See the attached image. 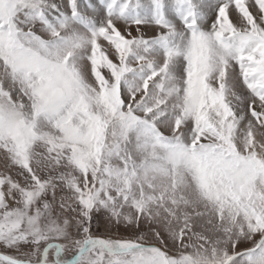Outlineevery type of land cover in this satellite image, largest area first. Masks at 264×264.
<instances>
[{"label":"snow or ice","instance_id":"snow-or-ice-1","mask_svg":"<svg viewBox=\"0 0 264 264\" xmlns=\"http://www.w3.org/2000/svg\"><path fill=\"white\" fill-rule=\"evenodd\" d=\"M0 245L264 264V0H0Z\"/></svg>","mask_w":264,"mask_h":264},{"label":"rangeland","instance_id":"rangeland-1","mask_svg":"<svg viewBox=\"0 0 264 264\" xmlns=\"http://www.w3.org/2000/svg\"><path fill=\"white\" fill-rule=\"evenodd\" d=\"M96 230V225H94V231ZM146 230V226L140 231ZM101 233L108 232L114 237H127L133 234L134 229L126 228L123 224L120 225H114V224H108L105 227H102L99 229ZM0 253H7V254H14L12 250H8L4 248V246L0 245Z\"/></svg>","mask_w":264,"mask_h":264}]
</instances>
